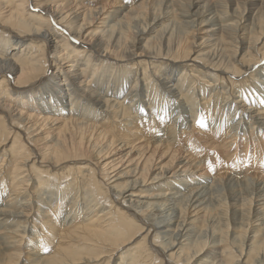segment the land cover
Masks as SVG:
<instances>
[{
    "label": "bare ground",
    "instance_id": "1",
    "mask_svg": "<svg viewBox=\"0 0 264 264\" xmlns=\"http://www.w3.org/2000/svg\"><path fill=\"white\" fill-rule=\"evenodd\" d=\"M0 264H264V0H0Z\"/></svg>",
    "mask_w": 264,
    "mask_h": 264
},
{
    "label": "snow or ice",
    "instance_id": "2",
    "mask_svg": "<svg viewBox=\"0 0 264 264\" xmlns=\"http://www.w3.org/2000/svg\"><path fill=\"white\" fill-rule=\"evenodd\" d=\"M197 123H201L200 121H198Z\"/></svg>",
    "mask_w": 264,
    "mask_h": 264
}]
</instances>
